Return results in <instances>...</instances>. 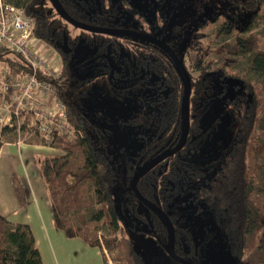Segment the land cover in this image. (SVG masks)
<instances>
[{"label":"trees","instance_id":"trees-1","mask_svg":"<svg viewBox=\"0 0 264 264\" xmlns=\"http://www.w3.org/2000/svg\"><path fill=\"white\" fill-rule=\"evenodd\" d=\"M5 1L34 19L33 34L58 55L60 72L50 80L75 134L72 139L53 134L46 140L14 119L13 127H3L0 135L11 140L26 136L29 143H49L60 151L40 157L38 170L54 223L67 238L78 237L98 248L104 264H110L109 259L113 264H142L133 248L132 222L149 223L162 244L168 239L158 217L134 205L142 203L131 190L130 178L138 165L178 140L183 86L175 64L154 44L101 33H93L103 40L94 43L92 52L77 59L75 50L89 42L70 39L57 25L55 19L61 18L49 0ZM58 1L84 23L117 24L162 38L189 74L187 141L137 182L142 196L172 222L177 255L193 256L196 232H209L205 223L211 221L221 230L234 264H264V204L259 198L264 195V151L259 172L253 163L258 153L253 152L255 132H264V49L256 32L264 22V0H153L151 7L131 0H100V8L94 0ZM166 4L171 11L178 4L185 8L184 19L177 21ZM240 59L247 64L245 76L238 71ZM0 63L18 73L30 71L4 46ZM106 98L122 110H138L123 123L144 133L137 154L129 155L131 161L127 154L106 152L110 128L123 125L119 119L98 116L96 99L105 103ZM12 186L19 205L25 206L18 178H12ZM0 264H43L31 227L15 225L2 215Z\"/></svg>","mask_w":264,"mask_h":264},{"label":"built area","instance_id":"built-area-1","mask_svg":"<svg viewBox=\"0 0 264 264\" xmlns=\"http://www.w3.org/2000/svg\"><path fill=\"white\" fill-rule=\"evenodd\" d=\"M34 23L22 8L0 0V46L20 56L30 69L18 73L3 63L0 102L4 103L5 113L0 115V131L3 127H13L15 119L16 124L25 123L46 140L53 134L72 139L74 127L50 80L59 75L61 62L33 34ZM56 62L59 63L55 65ZM40 72L43 78H39Z\"/></svg>","mask_w":264,"mask_h":264},{"label":"rangeland","instance_id":"rangeland-1","mask_svg":"<svg viewBox=\"0 0 264 264\" xmlns=\"http://www.w3.org/2000/svg\"><path fill=\"white\" fill-rule=\"evenodd\" d=\"M133 4L136 6L142 5H149L151 7L152 5H155L153 0H131ZM177 5V4H176ZM180 4L175 6V8L171 11L168 10L169 6L166 4L167 8L166 11H171L174 15L177 17V21H181L184 19V13H186V9L183 7H179ZM161 9V8H160ZM159 8H156L157 14H161L162 10ZM57 25L64 29L66 33L70 36V39H78L83 40L86 42H93L91 44H82L78 46V48L75 50L76 58L77 59H83L86 55L90 54L89 50L92 52V47L94 46V43L100 40L103 37V35L93 34V32H89L80 28H76L72 26L71 24L67 23L66 21L56 18L55 19ZM116 26L111 27H120V28H126L118 26L117 24H114ZM257 32V38H258V46L261 49H264V22L256 29ZM101 38H98V37ZM47 49L54 54L53 50L49 46H47ZM59 63L56 62L55 65ZM3 63H0V75L1 71L3 70ZM238 71L242 76H245L247 74V64L245 59H240L238 62ZM194 78L196 77V73H192ZM251 76V75H250ZM250 78V77H249ZM252 83L254 85L259 84L257 83L259 80L251 78ZM87 87H91L90 83L87 85ZM102 87V86H101ZM263 91H260L261 96L264 97V88H262ZM232 94V93H231ZM233 95V94H232ZM92 96V93L89 95V98ZM1 85H0V100H1ZM93 100L94 97L92 96ZM96 104L99 105V115L102 116V114L106 115L109 118H115V120L119 119L120 121L118 123L123 124L124 121L136 114L138 110H136V107H131L130 109L127 108V106H124V108L127 109H121L120 107H117L116 105H112L110 102H108V99L106 98L105 103H103L102 100L96 99ZM85 106L86 104L91 108L92 106L84 101ZM4 103L0 102V115H3L5 113V110H3ZM102 109H105V112L102 113ZM217 116V113H210L211 116ZM209 120V119H208ZM223 120V119H222ZM117 122V121H116ZM122 122V123H121ZM110 124H114L115 121L109 120ZM128 124V123H127ZM223 135L221 137L223 138L225 135V131L222 132ZM143 130L139 127L131 126V125H117L112 126L110 128V134L105 137L104 141L106 143V152L110 156H116L122 153L124 157L127 154V159L131 161V157L133 155H136L137 151L142 146V139L144 138ZM255 142L253 145V152L257 155L255 157V160L253 161L254 164H256V171L259 172L260 169L263 166V159L262 154L264 151V132H260V130H257L255 132ZM217 137H220V134H217ZM225 139V137H224ZM104 143V142H103ZM213 146V144H212ZM130 155V156H129ZM116 187V185H115ZM128 197V194H126ZM126 197V198H127ZM260 201L264 204V195H259ZM125 199V198H124ZM136 208L139 207V211L146 210L145 206L141 204H137L133 202ZM138 211V212H139ZM131 235L133 238V248L136 251V253L140 256L142 264H181L174 259L170 257L167 251V244H162L158 241V238L156 236V233L151 228L150 224L139 220H135L131 223ZM205 227L208 228L209 232H204L203 230H198L196 232L197 239L195 240V252H193V256H195L197 259H195L193 256H187L186 260L195 262L197 264H234L232 257L229 255L227 249L225 248V242L223 240V234L221 233V230H218L216 226H214V223L211 221L205 223ZM206 228V229H207ZM110 258V257H109ZM110 260V264H113V262Z\"/></svg>","mask_w":264,"mask_h":264},{"label":"crops","instance_id":"crops-1","mask_svg":"<svg viewBox=\"0 0 264 264\" xmlns=\"http://www.w3.org/2000/svg\"><path fill=\"white\" fill-rule=\"evenodd\" d=\"M0 137V215L15 225L31 227L43 264H104L98 248L78 237L67 238L54 223L38 160L60 151L49 143H29L26 136ZM13 177L22 184L25 206L19 205L14 193Z\"/></svg>","mask_w":264,"mask_h":264},{"label":"water","instance_id":"water-1","mask_svg":"<svg viewBox=\"0 0 264 264\" xmlns=\"http://www.w3.org/2000/svg\"><path fill=\"white\" fill-rule=\"evenodd\" d=\"M49 2L61 19H63L64 21H66L67 23L71 24L76 28H80L93 33L107 34L110 36H125V37H131L134 39L149 42L162 49L172 59L173 63L175 64L183 86V98H182V105L180 112L181 127H180V134L178 140L171 149L162 152L150 158L149 160L145 161L141 165L137 166L130 178V187L134 195L138 199V201L141 202L144 206H146L150 211H152L159 218L161 223L164 225L167 231V239H168L166 247L170 257L181 264H196L186 259H183L176 254L174 248L175 230L172 222L170 221L167 214L161 208H159L158 206H156L155 204L144 198L137 189V182L142 176H144L147 172H149L155 166L160 164L162 161L167 159L169 156L180 151L184 147L187 141L188 132H189V96L191 93V82H190L189 74L186 68L184 67L180 57L170 47V45H168L164 40H162L161 38L155 35H152L147 32H142L134 28L133 29L120 28V27L118 28V27H108V26H100V25L84 23L70 16L63 9V7L61 6L58 0H49ZM94 2L97 5V7L100 8V0H94Z\"/></svg>","mask_w":264,"mask_h":264},{"label":"flooded vegetation","instance_id":"flooded-vegetation-1","mask_svg":"<svg viewBox=\"0 0 264 264\" xmlns=\"http://www.w3.org/2000/svg\"><path fill=\"white\" fill-rule=\"evenodd\" d=\"M152 35H154V34H152ZM156 36V35H155ZM162 39V38H161ZM163 40V39H162ZM165 41V40H164ZM166 42V41H165ZM167 43V42H166ZM168 44V43H167ZM169 45V44H168ZM171 47V46H170ZM172 48V47H171ZM139 166V165H138ZM143 205V204H142ZM144 206V205H143ZM145 208H146V210H145V212H147V210H149L146 206H145ZM141 211H143V210H141ZM152 212V211H151ZM159 219V218H158ZM164 226V225H163ZM166 230V229H165ZM167 232V231H166ZM164 245H165V243H164ZM174 248H175V241H174ZM175 252H176V250H175ZM177 254V253H176ZM180 257V256H179ZM181 258H183V257H181ZM183 259H186V258H183ZM193 263H195V262H193ZM197 264V263H196Z\"/></svg>","mask_w":264,"mask_h":264}]
</instances>
